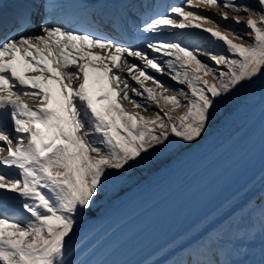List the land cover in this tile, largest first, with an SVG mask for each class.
I'll return each mask as SVG.
<instances>
[{
    "label": "snow or ice",
    "instance_id": "obj_1",
    "mask_svg": "<svg viewBox=\"0 0 264 264\" xmlns=\"http://www.w3.org/2000/svg\"><path fill=\"white\" fill-rule=\"evenodd\" d=\"M255 3L182 0L162 12L142 6L132 42L123 28L116 37L43 17L38 33H26L36 22L30 9L17 30L0 33V153H7L0 156V264H67L66 238L77 217L92 214L106 181L118 186L157 150L169 152L172 136L180 150L198 144L232 111L237 92L257 80L264 90V0ZM177 29L202 30L210 46L184 32L165 36ZM245 38L251 43L236 42ZM165 73L186 90L156 79ZM121 101L158 111L146 117Z\"/></svg>",
    "mask_w": 264,
    "mask_h": 264
},
{
    "label": "bare ground",
    "instance_id": "obj_2",
    "mask_svg": "<svg viewBox=\"0 0 264 264\" xmlns=\"http://www.w3.org/2000/svg\"><path fill=\"white\" fill-rule=\"evenodd\" d=\"M215 11H216L215 9L211 10L209 12V15H214ZM237 29H239L237 31H240L241 34L244 35L242 28H237ZM249 43H251V40L249 41ZM256 82H259V80ZM240 106H243V102L240 104ZM258 185H263V189L249 197V202L247 203L246 207H248L249 205L254 206L256 208L257 213L259 214V217L264 219V174L258 180L255 188L252 191H254ZM241 215L242 214L240 210L233 211L232 216L224 218L223 222L217 225V228H219L220 230H223L226 226H228V223L232 221V219L239 221L241 219ZM262 239L264 240V238ZM263 240H261V242H264Z\"/></svg>",
    "mask_w": 264,
    "mask_h": 264
}]
</instances>
